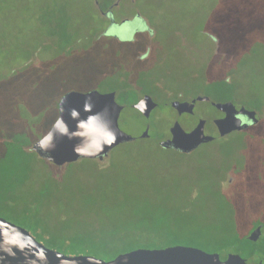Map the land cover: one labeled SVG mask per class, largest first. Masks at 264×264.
<instances>
[{
    "label": "rangeland",
    "instance_id": "rangeland-1",
    "mask_svg": "<svg viewBox=\"0 0 264 264\" xmlns=\"http://www.w3.org/2000/svg\"><path fill=\"white\" fill-rule=\"evenodd\" d=\"M115 1L98 0L100 10ZM113 12L119 24L108 26L107 19L95 20L94 0H0V217L47 246L91 225L124 233L125 240L157 232L159 245L197 246L221 234L230 208L237 210L236 228L255 221L264 202V119L223 148L229 163L237 151L261 159L245 178L229 170L221 181L213 144L182 154L159 141L175 120L189 131L204 119L207 132L223 116L210 102L177 115L170 107L175 99L206 95L264 115V0H119ZM130 37L151 46L143 64L137 60L143 50L137 53ZM227 68L234 71L225 82ZM115 85L124 106L118 125L133 141L102 161L62 167L30 151L56 119L65 92ZM138 88L158 104L148 118L131 107L146 93ZM146 127L149 136L140 138ZM248 242L236 253L249 264L264 260V225L258 241Z\"/></svg>",
    "mask_w": 264,
    "mask_h": 264
},
{
    "label": "water",
    "instance_id": "water-1",
    "mask_svg": "<svg viewBox=\"0 0 264 264\" xmlns=\"http://www.w3.org/2000/svg\"><path fill=\"white\" fill-rule=\"evenodd\" d=\"M94 1L95 4H98V0ZM116 5L117 3L112 4L107 12L104 13H108L110 24H113L115 21L112 8ZM124 21L122 20L121 23ZM62 97H64L60 104L62 112L59 113V101ZM115 97L116 92L114 90L107 92H100L98 90L86 92L70 90L60 97L57 104V117L59 115L63 117L70 132L75 130L76 124V121L70 117L73 109L80 112L81 118L90 114H99L100 122L110 128L117 137L115 144L105 147L103 156L79 157L73 150L78 141L75 139L69 140L67 137L58 135H54V147L51 150L34 153L46 162L56 167H62L80 159L102 161L113 148L133 141L135 139L134 136L119 128L118 118L124 106L119 105ZM141 99L147 105L143 111L134 107ZM86 101L92 105V113L83 112V106ZM199 102H210L212 106L223 113L222 117L213 120L217 135L221 138L233 132H241L249 127L256 126L260 120L264 119V115H259L255 110L248 109L243 105L238 106L230 101H210L206 95H197L190 100L175 99L170 102V107L177 115L192 114L195 105ZM131 107L140 112L145 118H148L152 111L158 107V104L149 94H144ZM204 128L205 120L201 118L198 119L196 125L189 131L183 129L180 123L175 120L169 128L170 136L160 140L159 146L182 154H190L200 146L211 143L215 139V136L206 133ZM139 136L140 138L148 137L149 128L146 127ZM35 143L36 141L32 145ZM261 233L262 225H257L249 232L246 239L251 243H255L258 241ZM9 250L15 252V256L10 255ZM0 257H3V259H0V264H249L245 258L236 252H228L225 258H222L217 252H208L195 246L181 244L163 248H136L119 253L109 260L92 255H68L43 244L24 227L16 225L2 217H0ZM252 264H264V262L258 260Z\"/></svg>",
    "mask_w": 264,
    "mask_h": 264
},
{
    "label": "trees",
    "instance_id": "trees-1",
    "mask_svg": "<svg viewBox=\"0 0 264 264\" xmlns=\"http://www.w3.org/2000/svg\"><path fill=\"white\" fill-rule=\"evenodd\" d=\"M91 9H92L91 6H88L85 10L86 12H88V14H90ZM96 19L102 21L101 16H97L95 20ZM229 70L230 69L227 68L226 74L225 76H223V79L225 82L230 80V76L232 72L234 71L231 69L229 72ZM123 85H125V87H128L127 83ZM117 87L118 86L115 85V88H113V90L116 89ZM140 91L146 92L143 90H140ZM146 93H149V92H146ZM262 122H263V119L260 120L258 125L254 127V130H258ZM212 130L213 131H207L206 133L215 136V139L209 144H213L215 146L216 148L215 153L218 154L216 156H220L219 164H222V165L221 167H218L216 169L219 171L221 170V174H220L221 181H223L224 178L227 177L229 170H234L237 173L243 172L245 175L244 178L248 177L249 173H253V174L256 173V170L258 169L256 167L261 166V159H259L257 155H250V153L247 151L245 155L246 157H245L244 155L241 156L240 154L241 152L237 151L236 156H238L239 158L235 157L233 159L234 162L232 163L230 162L231 163L230 164L228 161L229 156L224 154V150H223L226 144H228L231 140H234L237 136L244 134L245 132H247V130L241 131V132H233L230 135L226 137H222V138L218 137L216 129L213 125H212ZM245 162H248V165H250L251 168L250 167L245 168L243 165ZM226 163H229V165H226ZM215 164L216 165L214 166H218V161ZM239 164H242L240 169H239ZM241 181H244V179H242ZM216 183L219 185L220 184L219 180H216ZM131 185H134V183H132ZM223 195L227 197L225 194ZM259 201H261V199ZM148 202H149L148 206L150 210L153 207L154 202L153 200H148ZM256 209L258 210V216L255 221H252V222L247 221L244 223V225L241 226L242 228H236L237 218H239L238 215L236 214L237 210L230 208L228 218L226 219L225 222L223 220L224 225L220 228L221 234L214 240V242H211V240H209V242H206V243L200 242L198 243L199 245L195 247L205 250L204 248L201 247V246H204V247L209 248V252H217L220 255H226L228 252L238 251V248L240 247L239 245L241 244V242L244 240H247L246 239L247 234H249V232L257 225H264V202L262 201L259 202L256 206ZM31 221H32V226L36 228L35 226L36 220L33 219ZM25 223H28V221L25 220ZM109 235H112V237H110ZM122 235H124V233L118 232V233L112 234L111 232L101 230V228L93 227L91 225V228L82 229V230L80 229L79 231L74 232L72 235H69V237L67 238L60 236L62 237L63 241H58V240L50 241L49 247L51 248L52 246L53 247L58 246L59 248L63 250H58V249L56 250L61 251L68 255H79V254L92 255L98 258H102L104 260H109L115 257L119 253L130 251L136 248H163V247L170 246V245H177V244L159 245L162 239L161 237L162 234L161 233L159 234L157 232H153V236L144 237V236L138 235V236L126 239V240L122 239L121 237ZM159 236L161 237V239ZM210 236H213V235H210ZM181 245H187V244H181ZM190 246H194V245H190Z\"/></svg>",
    "mask_w": 264,
    "mask_h": 264
},
{
    "label": "clouds",
    "instance_id": "clouds-1",
    "mask_svg": "<svg viewBox=\"0 0 264 264\" xmlns=\"http://www.w3.org/2000/svg\"><path fill=\"white\" fill-rule=\"evenodd\" d=\"M63 99L64 97L59 101V113L62 112L60 104ZM146 106V102L143 99L134 105L135 108L141 111H143ZM83 112L92 113V105L87 101L83 106ZM70 117L76 121L74 131H69L63 117L59 115L53 122L50 130L36 140V143L32 145L30 151L46 152L51 150L54 147V135L67 137L69 140H77L78 143L74 146L73 150L79 157H101L104 154L105 147L116 143V134L100 122L99 114H90L81 118L80 112L73 109L70 113ZM9 254L15 256V252L11 250H9ZM0 259H3V257H0Z\"/></svg>",
    "mask_w": 264,
    "mask_h": 264
},
{
    "label": "flooded vegetation",
    "instance_id": "flooded-vegetation-1",
    "mask_svg": "<svg viewBox=\"0 0 264 264\" xmlns=\"http://www.w3.org/2000/svg\"><path fill=\"white\" fill-rule=\"evenodd\" d=\"M114 3H117V5L116 6H114L113 8H112V12H113V10L115 9V8H117L118 7V5H119V0H116ZM113 3V4H114ZM111 6V5H110ZM110 6L108 7V8H110ZM95 7H96V9H98L99 11H100V16L102 17V19H103V21L104 20H108L109 22V24H108V26H111V25H118L119 23H116V21H114V23L113 24H110V18H109V15H108V13L107 14H104L105 12H107V10H108V8L106 9V10H104V11H102V10H100V4H99V2H98V4H95ZM113 15H114V12H113ZM136 16H138V14H136ZM139 17V16H138ZM125 21L123 22V23H127V22H130V20L129 19H124ZM123 23H121V24H123ZM111 38H113V39H116V40H119V37L118 36H110ZM135 39H139V38H136V37H132V39H131V37H130V39H128V40H130V41H128V43H132L134 46H135V49H136V52L138 53L140 50H143V52L141 53V54H139V55H137L138 56V58H137V60L139 61V63L140 64H143L144 63V61L146 60V58H147V55H148V53H149V50H150V48H151V46H149V45H147V43H143V42H134V40ZM144 94H147V93H143L142 94V96L144 95ZM141 96V97H142ZM140 97V98H141ZM260 260H262V259H260ZM263 262H264V260H262Z\"/></svg>",
    "mask_w": 264,
    "mask_h": 264
}]
</instances>
